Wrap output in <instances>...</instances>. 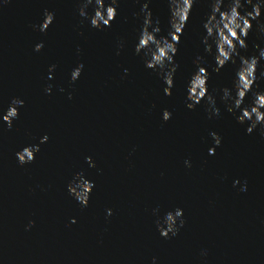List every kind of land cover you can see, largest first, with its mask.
Listing matches in <instances>:
<instances>
[{"label":"water","instance_id":"1","mask_svg":"<svg viewBox=\"0 0 264 264\" xmlns=\"http://www.w3.org/2000/svg\"><path fill=\"white\" fill-rule=\"evenodd\" d=\"M142 3L120 0L111 27L100 30L80 16L81 0H0V264H264V135L260 126L249 134L239 110L229 113L215 91L233 87L238 63L216 73L204 52L209 0L192 10L171 96L135 52ZM150 8L166 36L167 0H151ZM45 10L55 19L42 32L33 25ZM247 43L241 55L258 54L264 34L254 27ZM197 55L205 57L219 117L209 119L206 101L187 107ZM257 84L253 91H264V79ZM17 97L25 103L9 129L2 116ZM251 103L250 92L244 106ZM37 144L35 160L21 165L16 153ZM78 172L95 185L87 207L69 193ZM178 208L185 223L165 238L157 220Z\"/></svg>","mask_w":264,"mask_h":264},{"label":"clouds","instance_id":"2","mask_svg":"<svg viewBox=\"0 0 264 264\" xmlns=\"http://www.w3.org/2000/svg\"><path fill=\"white\" fill-rule=\"evenodd\" d=\"M9 0H4L8 3ZM120 0H81L79 14L82 18L90 20L92 27L103 30L105 27H111L112 22L118 15V5ZM139 3L140 0H137ZM201 0H167L170 18L169 29L166 36H161L160 20L154 18L150 8L151 0H143L140 11L136 15L143 16V24L138 36V42L135 46L137 55H141L144 59L145 66L157 72L166 84L164 92L166 95L173 94L175 87V74L180 68V64L175 60L181 43V38L188 25L194 6ZM211 10L207 14L202 24L204 34L201 37V43L204 45V52L213 55L215 67L213 71L219 73L227 64L237 65L235 71V79L233 87H225L222 90L221 100L226 105L227 111L236 115L241 124H248L247 132L251 134L258 126L261 127V134L264 135V91H253L254 87L258 88V80L264 79V70L261 69V61H264V49L257 44L255 47L259 50L258 54L251 56L241 55V50L248 49L247 38L253 31L254 27L261 34H264V0H209ZM94 6V14L89 16L88 8ZM3 4H0V9ZM243 9V11H242ZM55 13L45 10V19L41 25H33L38 27L40 31L46 32L50 25L54 22ZM254 21L259 23L254 25ZM43 43L35 46L36 51L43 49ZM121 49L124 43L119 45ZM119 54V53H118ZM206 63L205 57L197 55L194 64L196 71L191 75L187 84V107L194 110L197 105L202 102L207 103L206 111L209 119L213 116H220V108L217 107L216 97L209 93L208 80L210 73L206 67L202 65ZM56 65H52L49 72V79L52 78L51 72L55 70ZM84 65L81 63L75 68L71 74L72 81H76L82 74ZM127 72V69L125 70ZM259 73V75H258ZM235 90V94L233 93ZM46 93H52V86L48 85L45 89ZM63 91V89H61ZM252 93V103L245 105L249 93ZM71 98V96H69ZM24 100L13 98L9 108L2 116V120L7 123L9 129L13 127V122L19 117V109L24 106ZM172 113L167 109L163 112V119L170 120ZM216 146L222 143V137L213 132L211 133ZM49 137L45 135L41 139V143H46ZM40 151L39 145H30L24 147L16 153L18 161L21 165L31 163L35 160L36 153ZM210 154H215V147L209 150ZM90 166L95 167L91 157L86 158ZM188 167H191L190 161H185ZM239 184V181L235 182ZM94 182L86 178L83 172L75 174L73 180L68 185L69 193L82 205L87 207L90 195L94 189ZM245 183L241 191H246ZM154 212L158 214L159 209ZM109 216L112 210L108 209ZM183 210L176 209L169 211L163 220H157L158 229L165 238L175 236L179 229L183 227L185 220L183 218ZM35 221L29 223L30 229ZM75 223V220L72 221Z\"/></svg>","mask_w":264,"mask_h":264}]
</instances>
